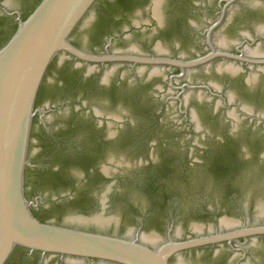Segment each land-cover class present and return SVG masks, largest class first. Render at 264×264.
<instances>
[{
    "label": "flooded vegetation",
    "instance_id": "1",
    "mask_svg": "<svg viewBox=\"0 0 264 264\" xmlns=\"http://www.w3.org/2000/svg\"><path fill=\"white\" fill-rule=\"evenodd\" d=\"M228 1L214 0L217 10L214 13L216 18L212 21L207 20L211 15V13L207 15L208 11L212 12L211 0H98L96 2L90 13L76 28L71 42L86 53L117 56L121 59L105 64H87L74 57L61 55L53 68L31 130L29 165L25 175L26 197L34 203L32 212L39 221L97 232L66 222H55L47 213L49 209L60 205V202L71 200L73 203L93 201L97 215L103 206L102 194L112 182H115L109 195L107 204L109 209L118 181L112 179L113 171L110 167L113 164L102 161L112 149L117 147L136 156L134 167L129 166L146 171L142 176L151 189H156L160 183L157 182L158 178L172 173L174 166L179 167L176 169L179 172L195 169L211 171L208 161L212 156L222 158L231 153L234 156L237 154L240 164L243 163L242 167L246 165V172L252 173L255 170V165L248 166L251 165V153L248 149L240 148L237 142L238 126L232 128L229 123H226V129L220 137L205 132L211 142L207 146L198 148L194 154L185 155L184 162L176 155L177 153L169 150L158 139L161 136L158 131L164 130L169 133L166 137L179 136L181 129L177 125L169 126L160 118L161 113L171 108L174 102L178 104L180 111L187 110L194 102L193 105L205 109L206 118L213 124L216 123L219 107L233 109V117L240 109L249 110L247 109L249 104L242 101L234 90L243 92L247 97H255L264 105V64L254 65L234 58L236 56L250 61L264 62V53L259 52L264 49V27L259 29L256 38L251 34L241 37L243 39L237 42L224 38L220 44L216 39L219 30L223 29L224 33L232 31L240 35L241 28L237 26L236 19L241 15L251 18L255 11L254 8L249 7L244 9L241 0H234L231 4H228ZM201 21L207 22L205 27H200ZM83 33L87 35L85 40L86 44L90 45L89 49L75 41V37L81 38ZM134 40H138L139 46L131 44ZM172 43L174 49L187 46L194 50L191 49V54L187 57L172 56ZM212 53H223L233 57L218 56L206 64L186 69L184 72L177 65L135 63L130 60V58H141L188 62ZM227 64L230 66L227 67ZM259 84L262 86L259 87ZM171 90L180 97H173L174 92H170ZM198 91L208 93L211 101L204 103L199 102L198 99L186 101L185 95L188 92ZM91 98L122 100L136 111V117L126 114L116 119L99 115L93 109V103L89 101ZM49 112H55L56 116H65L63 120L51 123L45 119ZM184 115H187V112ZM113 120L117 124L113 123ZM227 120L230 122L228 118ZM255 120L257 121V119L253 121ZM109 122L115 125L113 126L115 131L108 124ZM184 123L185 128L192 134H196L201 129L200 119L195 112L194 118L186 116ZM255 140L259 146L260 137ZM158 147L164 152V158L160 159L156 156ZM225 147H231L233 151L229 152ZM255 157L259 161L264 160V154L261 152L256 153ZM76 166L82 167V172ZM120 168L122 165L116 167L117 170ZM39 186L54 189L55 196L50 194L46 200L39 201L42 193L35 190ZM90 189L97 193L91 195ZM258 189L263 190V188ZM107 211L104 221L111 220L106 217ZM203 216L209 219L211 224L191 225L185 238H176L173 237L176 221H166L162 213L152 215L168 235L172 234V240L177 242L234 233L245 227L264 226L263 218L248 222L231 218L228 214L222 219L223 216L217 212H208ZM98 219L102 218L98 217L93 222ZM80 221L84 220L80 219ZM143 229L142 223L138 226V231L141 233ZM146 237L144 236L143 239L145 240ZM148 237L149 240L146 241L155 240L152 236ZM167 241L168 238L157 244L161 245ZM69 259L31 253L20 248L14 251L8 263L112 264L96 260ZM199 261L204 264H264V235L232 241L222 240L189 249L174 256L170 263L196 264Z\"/></svg>",
    "mask_w": 264,
    "mask_h": 264
},
{
    "label": "water",
    "instance_id": "2",
    "mask_svg": "<svg viewBox=\"0 0 264 264\" xmlns=\"http://www.w3.org/2000/svg\"><path fill=\"white\" fill-rule=\"evenodd\" d=\"M97 1L0 0V264H7L18 248L31 253L112 264H171L174 256L189 249L222 240L264 235V226L245 227L234 233L182 242L174 241L168 235L167 242L150 246L138 237L120 238L59 226L41 222L34 216V203L27 199L25 189L28 150L31 130L53 68L61 55L87 64L121 59L86 53L71 42L76 28ZM233 1L229 0L228 4ZM218 56L233 57L212 53L188 62L130 60L177 65L184 72ZM234 58L254 65L264 64ZM114 185L112 182L102 194L103 206L97 215L79 218L84 219L82 225L89 226L98 217L105 219Z\"/></svg>",
    "mask_w": 264,
    "mask_h": 264
},
{
    "label": "rangeland",
    "instance_id": "3",
    "mask_svg": "<svg viewBox=\"0 0 264 264\" xmlns=\"http://www.w3.org/2000/svg\"><path fill=\"white\" fill-rule=\"evenodd\" d=\"M210 3L212 12L208 11L207 15L211 13L207 17L208 21L215 20L216 16L214 13L217 10L214 0H211ZM241 4H244V9L248 7L254 8L253 16L248 18L241 15L236 19V21L238 20L237 26L241 28L240 35L232 31L224 33L223 29L219 30L216 33V39L219 43L224 38L237 42L243 39L241 37H245L248 34L256 38L255 35L259 32V29L264 27V0H241ZM206 23V21H201L200 27H205ZM86 36L83 33L81 38L79 36L75 37V41L80 46L89 49L90 45L86 44ZM131 44L138 45L139 43L138 40H134ZM167 46L169 47V45ZM229 46L227 45V47ZM191 49L194 50V48L187 46H180L179 49H174L172 43V56L187 57L191 54ZM253 50H256V48H253ZM259 52L264 53V49ZM226 66L229 67L230 65L227 64ZM261 86L262 84H259V87ZM257 89L259 90L260 88ZM170 92L174 91L171 90ZM230 93L228 92V94ZM234 93L242 101L249 104L247 108L249 110L240 109L233 117V109L219 107L215 124L206 118L205 109L203 110L199 106L193 105L194 102L187 110H181L183 112L178 108V104L174 102L171 108H167L161 113L160 118L169 126L177 125L181 129L179 136L172 137L170 135L166 137V134L169 135V133L164 130L158 131V134L161 135L158 139L169 150L177 153L176 155L184 162L186 159L185 155L188 153L194 154L198 148L207 146L211 142V139L206 137L205 132L220 137V134L226 129V123L231 124L232 128L238 126L237 142L240 148L248 149L252 155L251 165H248L250 167H254L252 164L255 165V170L252 173L246 172V165L244 164L242 167L243 163L240 164L239 156L236 154L235 166L224 175H217L211 171L206 172L203 169L188 170L187 172H179L173 169L172 173L159 177L157 180V182H160L159 186L156 189H151L142 176L145 175L146 171L132 168L136 162V156L121 147H117L112 149L102 161V163L111 162L113 164L111 167L109 166L113 171L112 179L118 181V186L111 197L107 211L106 217L111 218L110 221L103 224L92 222L89 226L82 225L84 221H80V217L95 216L96 205L93 201L88 203H73L71 200L62 201L63 203L60 202V205L49 209L47 214H50L51 219L55 222H66L79 228H88L89 230L99 231L102 234L104 232V234L120 238L135 239L138 237L150 246H155L168 238V233L152 217L154 214L162 213L166 217V221H176V229L173 236L176 238H185L191 225L205 226L211 224V221L203 216L208 212H217L220 216H223L222 219L227 214L231 218L247 220L248 222H254L260 218L264 219V160L260 159L259 161L255 157L256 153L261 152V154H264V120H260L261 118L264 119V105L259 103L257 98L247 97L246 94L239 90H234ZM172 96L180 97L177 96L176 92ZM185 98L187 102L196 99L202 103L211 101V96L208 93L199 91L188 92ZM89 101L93 103V109L99 115L116 119L122 118L126 114L127 116L136 117V111L122 100L110 101L108 98H91ZM186 112L187 115H184ZM194 112L198 114L201 122V129L196 134H192L184 126L186 116L194 118ZM54 114L55 112H49L45 119L54 123V121L63 120L65 116H56ZM227 118L230 122H228ZM254 119H257V121H253ZM111 122L108 124L115 131L113 128L115 125ZM113 123L117 124L114 120ZM259 137L260 145L258 146L255 139ZM156 156L160 159L164 158V152H161L159 147L156 150ZM120 165H122V168L117 170L116 167ZM76 167L82 172V167ZM258 188H263V190ZM35 190L42 193L39 196V201L46 200L50 197V194L55 196V190L45 186L36 187ZM93 193L97 192L90 189V194L93 195ZM142 223L144 224V229L140 233L138 226ZM101 226H104V228H101ZM144 236H152L155 240L146 241L143 239ZM170 236L172 237V234ZM69 260L73 261L74 259L70 258ZM196 264L204 263L199 261Z\"/></svg>",
    "mask_w": 264,
    "mask_h": 264
},
{
    "label": "trees",
    "instance_id": "4",
    "mask_svg": "<svg viewBox=\"0 0 264 264\" xmlns=\"http://www.w3.org/2000/svg\"><path fill=\"white\" fill-rule=\"evenodd\" d=\"M226 149H228L229 152L233 151V149H231V147L226 148ZM235 162H236V159L232 153L227 155V156H224L222 158L212 156L211 159L208 161L209 167H210L209 169L211 170V172H213L214 174H217V175L226 174V172H228L230 169L233 168V166H235ZM173 168L178 169L179 167L174 166ZM177 171H179V170H177ZM19 249L20 248H18L16 250H19Z\"/></svg>",
    "mask_w": 264,
    "mask_h": 264
},
{
    "label": "bare ground",
    "instance_id": "5",
    "mask_svg": "<svg viewBox=\"0 0 264 264\" xmlns=\"http://www.w3.org/2000/svg\"><path fill=\"white\" fill-rule=\"evenodd\" d=\"M82 220H84V219H82ZM82 222H83V221H82ZM95 222H96V223H100V224H102L103 222H106V221H104L103 219H100V220L98 219V220H96ZM148 238H149V237L147 236V237L145 238V240H149ZM151 240H152V239H151Z\"/></svg>",
    "mask_w": 264,
    "mask_h": 264
}]
</instances>
